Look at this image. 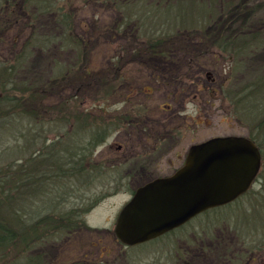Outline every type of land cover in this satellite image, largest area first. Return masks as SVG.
<instances>
[{
    "label": "rangeland",
    "instance_id": "rangeland-1",
    "mask_svg": "<svg viewBox=\"0 0 264 264\" xmlns=\"http://www.w3.org/2000/svg\"><path fill=\"white\" fill-rule=\"evenodd\" d=\"M91 1L88 6L84 5L83 0H76L75 9L72 10L75 14L74 34L88 41L84 61L78 59L76 50L56 39L63 30L54 14L36 18L34 28L24 29L23 32L20 24L9 25L3 32L0 29V171L9 167L20 169L23 165L24 168L32 167L36 162L45 160V163L52 164L53 169H58L68 143L74 141L76 148L84 147L96 135L103 136L100 129L108 128L106 137L98 140L92 150L93 156L89 155L86 162L88 167H92L91 164L104 165L108 169L104 173L92 172V169L85 172L82 179L77 180L79 193L73 198L79 202L84 191L85 198H88L85 204H89L94 197L104 195L85 215L88 225L97 231L92 234L81 231L73 237L66 235L51 239L36 247L35 254L44 253L49 264H264V166L260 170L263 176L258 177L249 192L234 203L203 212L181 228L140 245L125 246L115 237L114 228L120 211L130 201L133 189L147 183L149 177L140 180L128 178V165L124 160L119 161L120 166L115 164L117 167L111 168L112 161L117 158H111L112 154L107 149L113 141V137H110L113 131L110 117L126 110L128 84L120 85L121 91H114L108 97L104 94L107 90L101 85L103 82H100L109 70L107 67L116 61L112 51L117 48H144L142 40L145 32L149 35L169 32L175 39L165 48L189 52L188 58L183 53L178 54V60L164 56L148 57V81L149 87L158 91L155 104H171L181 112L182 130L178 144L182 156L191 146L213 137L254 135L264 138L260 129V113L256 111V116L247 104L251 85L264 76V36L261 35L263 45L257 49H250L248 53L236 56L235 60L228 53L222 58L221 53H216L221 49L212 45L217 38L215 30L208 32V26L203 24L200 27L196 25L197 28L194 26L201 19L204 9L201 3L189 2L192 0H138L148 8H166V2L176 4L180 13L177 6L171 5L169 9L160 11L159 17H156L157 23L146 26L143 21L136 28L129 27V32L112 39L109 28L119 22L116 12L102 2ZM182 1L186 4H180ZM208 1L204 3L207 5ZM214 1L215 8L223 2ZM246 1L251 7H262L259 15L250 23H245L248 17L232 16L234 21L226 33L256 28L264 22V0ZM32 8L37 11L34 5ZM179 27L186 29L180 31L183 33L181 36H177ZM189 29L194 35L190 39L186 37ZM37 34L49 42L48 46H37L30 50V57L23 67L16 70L11 82L26 81L39 89H45L49 84L53 87L51 92L58 95H55L56 98L52 95L47 97L52 103L60 104L62 111L51 110L52 104L48 98L44 106L50 109L44 106L39 109L33 104L30 107L34 112L30 116L29 112L22 113L20 108L14 109L12 104L6 102L5 92H11L14 85L9 82V74L6 73L17 63L15 58L22 51L20 38L25 36L27 39L33 35V38H37ZM206 34L213 39L204 40ZM200 49H209V52L196 54ZM132 55L123 54L120 63L125 65V69L120 73L130 72L127 74L130 76L135 70L127 64ZM200 55L202 64L193 65L199 73L186 86V98L183 99L185 94H178L174 100L175 88L181 85L175 75L190 66V63L187 65L189 58L199 59ZM203 66L206 69L201 71ZM83 67H91L87 76ZM207 72L211 73L209 78ZM103 90L105 92L100 93ZM168 94L170 96L166 97ZM255 96L252 94V98ZM71 99L79 106L69 119L68 108L73 104ZM257 101V104H262L260 97ZM170 169L166 166L164 173L170 172ZM46 187L48 185L44 183L42 188ZM24 196L27 197L28 193ZM34 196L30 195L31 199Z\"/></svg>",
    "mask_w": 264,
    "mask_h": 264
},
{
    "label": "trees",
    "instance_id": "trees-1",
    "mask_svg": "<svg viewBox=\"0 0 264 264\" xmlns=\"http://www.w3.org/2000/svg\"><path fill=\"white\" fill-rule=\"evenodd\" d=\"M83 1L85 2L84 5L88 6L92 2L91 0ZM95 2L99 4L102 2L116 12L119 22H116L115 27L110 25L109 28L112 39L129 32V27L136 28L143 21V24L146 26L147 24L157 23L156 17H159L158 14H160L162 9L167 10L171 5L177 6L176 4L166 2V8L160 9L162 6L148 8L147 5L138 0H96ZM189 2H199L204 7L201 12V19L194 26L197 28L196 25L200 27L203 24L208 26V32L212 29L215 30L214 35H217V38L213 41L212 45L221 49V51L216 53H221L222 58L224 54L227 55L228 53L230 54V58L235 60L236 56L248 53L250 49H257L263 45V37L261 35L264 36V22H261V25L256 28H243L226 33V30H229L232 21H234L231 19L232 16L248 17L245 23H250L259 15L262 9L261 6L251 7L246 0H223L218 8L213 7L215 4L214 0H209L207 5L204 3L205 0H192ZM75 3L76 0H0L1 32L7 30L9 25L17 24H20L22 28L21 32L27 28L32 29L34 28L33 25H35L34 21L36 18L44 14H54L58 25L63 30L61 35L56 36V39L59 38L58 40L61 44H65L76 50L78 59L84 61L83 56L84 54L86 56L88 52L86 49L88 41L74 34L75 14L72 10L75 9ZM180 4L186 3L182 1ZM32 5L37 8V11L35 8H32ZM205 9L206 15H204ZM177 10L180 13L178 6ZM99 27L103 28V26ZM220 28L222 29L220 30ZM34 30L37 31V29ZM182 30L186 29L180 28L177 36L183 34L181 33ZM148 35L146 32L143 35L142 44L145 47L142 50V54H167L169 51L166 50L165 45L175 39L169 32L150 34L147 37ZM33 36H29L27 39L25 36L20 38V41L22 40L20 42L22 51L15 58L17 63L11 66L10 71L6 73V75L9 74L8 77L6 76L9 82L14 84L13 89L11 92H5V97L8 100L6 101L7 103L12 104L14 109L20 108L22 113L29 112L30 116L34 112L33 109L31 111L33 104L37 105V108L43 109L44 103L48 102L47 100L50 95L54 97L58 95L56 92H51L53 87L49 84L45 89H39L26 81L11 82V79H14L13 75L16 70L23 67L30 57V50H34L37 46L44 48L49 44L48 41L42 38V35L38 36L37 34V38H33ZM186 37L188 39L194 37L190 29L187 30ZM203 38L204 40H209L212 37L206 34ZM13 41L17 44L15 39ZM120 52L126 53L127 51L121 50L118 54H115L120 55ZM207 52H209V49H200V52L198 51L196 54H205ZM111 53L113 54L114 51ZM201 58V55L199 59L196 57L198 62H201ZM110 68L111 66L107 67L109 69L108 72L100 79V82H103L101 85L107 90L106 93H104V90L100 93H104L108 97L112 92L114 93L115 87L118 86V84H115L118 82L117 79L111 76ZM83 71L87 76L91 71V67H83ZM250 90L249 97L247 96V104L255 112L256 116L258 115L256 111L260 113V129L264 133V76L259 77L254 85H251ZM252 94L256 96L252 98ZM258 97H260V100L262 99V104H257ZM49 100L52 104L51 110L55 112L62 111L60 104L56 105L52 103L50 98ZM72 100H70V102H73L71 106H69L70 102L68 103L69 113L67 116L69 119L79 106L76 101ZM45 108L50 109L49 107ZM83 120L85 122V119ZM100 130L103 132V136L101 134L100 137L96 135L84 147L76 148L77 143L74 141L68 143L64 149L65 152L63 151L61 156V165L58 169H53L52 164L49 162L45 163L47 161L45 160L36 162L32 167L24 168L23 165L20 169L9 167L0 171V264H49L44 253L35 254L36 247L60 236L68 235V237H73L81 231L91 232V234L93 231H97L96 228L88 225L85 215L102 200L104 195L91 198L90 205L85 204L88 198H85L84 191H82L83 194L79 202L73 200V198L79 193L77 188H80V185L77 183V180L80 181L85 172L88 173V170L92 169V172L100 171L104 173V170L108 169L104 165L91 164L92 167H88L86 164L89 155L93 156L92 150L96 147L95 145L98 143V140L101 141L107 135V127ZM249 138L255 141L261 150L263 167L264 138L260 136L254 137V135L249 136ZM49 158L51 157L49 156ZM44 164L47 167H42ZM88 175L90 176L91 174ZM262 176L263 174L259 173L258 177ZM44 183H47L48 187L43 189ZM25 193H28L27 197L24 196ZM30 195L35 196L31 199ZM31 206L35 209L31 208ZM65 206L68 208L63 209ZM205 212L207 213L209 210Z\"/></svg>",
    "mask_w": 264,
    "mask_h": 264
},
{
    "label": "water",
    "instance_id": "water-1",
    "mask_svg": "<svg viewBox=\"0 0 264 264\" xmlns=\"http://www.w3.org/2000/svg\"><path fill=\"white\" fill-rule=\"evenodd\" d=\"M261 167V151L249 137L218 136L195 144L174 174L135 190L118 215L115 235L125 246L161 237L236 200L251 188Z\"/></svg>",
    "mask_w": 264,
    "mask_h": 264
},
{
    "label": "flooded vegetation",
    "instance_id": "flooded-vegetation-1",
    "mask_svg": "<svg viewBox=\"0 0 264 264\" xmlns=\"http://www.w3.org/2000/svg\"><path fill=\"white\" fill-rule=\"evenodd\" d=\"M121 50L127 51L125 54H133L131 60L127 62V64L133 66L132 69H135L131 72L130 76L127 75L130 72L125 74L120 73V70L125 69V65L120 63L121 58H124V52H120V55H116L115 53L118 54ZM142 50L143 48H117L114 50V58L116 61L110 64L111 76L118 81L115 83L118 86L115 87L114 91L115 93L121 91L119 87L125 83L128 84V91L126 94V110L124 113L118 111L115 116L110 117L113 130L111 131L110 137H113V141L107 149L112 154V157L110 154L111 158H117L112 161L111 168H116V165L120 166L119 161L124 160L126 165H128L126 170V176L128 178L131 180H140L144 177H149V182L156 178L174 174L185 163L188 152L183 157L178 144L181 140L182 130L181 112L171 104H155L158 91L154 87H149V67L147 66L149 61L147 58L164 56L168 59L175 58L178 60L180 59L178 54L183 53L187 59L189 52L166 49L169 51L167 54L148 55L145 53L142 54ZM195 63L198 65L202 64V62H198L195 58H189L187 65L189 64L190 66L188 65L189 67L182 71L181 74L175 75V78H178L176 81H181H178L181 84V88H175L172 97L174 100H176L178 94H188L186 86L199 73L193 66ZM135 66L137 67L135 68ZM205 67H201V71L205 70ZM210 76L211 73L207 72V77L209 78ZM187 94H185L183 99L186 98ZM167 96H170V94ZM166 166L171 168L168 173H164ZM258 176L256 179H258ZM135 190L133 189L132 196ZM240 197L234 200L233 203ZM216 208L218 207L211 208V210Z\"/></svg>",
    "mask_w": 264,
    "mask_h": 264
}]
</instances>
